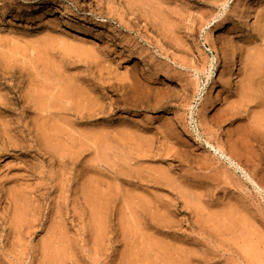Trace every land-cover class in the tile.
I'll use <instances>...</instances> for the list:
<instances>
[{"label":"rangeland","instance_id":"obj_1","mask_svg":"<svg viewBox=\"0 0 264 264\" xmlns=\"http://www.w3.org/2000/svg\"><path fill=\"white\" fill-rule=\"evenodd\" d=\"M263 83L264 0H0V264H264Z\"/></svg>","mask_w":264,"mask_h":264},{"label":"bare ground","instance_id":"obj_2","mask_svg":"<svg viewBox=\"0 0 264 264\" xmlns=\"http://www.w3.org/2000/svg\"><path fill=\"white\" fill-rule=\"evenodd\" d=\"M199 2H201V0H197V3H199ZM205 2H206V1H205ZM218 28H219V27H218ZM154 37H155V38H154ZM154 37H153L154 40H156V39H157L156 36H154ZM169 37H170V35H169ZM156 41H157V40H156ZM160 41H162V40H160ZM157 42H158V41H157ZM157 44H161V45H162V43H157ZM230 62H231V61H230ZM230 64H231V63H230ZM230 64L228 65V67H227V69H226V71H225V75L227 76V77H226V78H227L226 81H230V80L232 79V77L234 76L233 69H232V66H230ZM255 68H256V67H255ZM255 68H254V69H255ZM252 69H253V68H251V70H252ZM254 69H253V70H254ZM253 70H252V73H253ZM256 70H258V69L256 68V69L254 70V71L256 72L255 74L258 75V73H257L258 71H256ZM249 73H250V72H249ZM259 73H260V71H259ZM250 74H251V73H250ZM250 74L247 73V75L250 76V77H248V78L246 77L247 75L245 74V75H244V76H245L244 79H245V78H246V79L251 78V80H252L253 77H251L252 74H251V75H250ZM239 75H240V74H239ZM257 75H252V76H257ZM244 79H243V81H244ZM254 79H256V78H254ZM249 80H250V79H249ZM249 80H247L246 83H250V82H251L252 85H253V83H254V85L256 84L255 82H252V81L249 82ZM257 80H258V79H257ZM257 80H255V81L257 82ZM259 81H260V80H259ZM259 81H258V83H262V82H259ZM226 84H227V82H226ZM263 84H264V83H263ZM263 84L261 85V87H264ZM227 85H228V84H227ZM244 85H245V84H244ZM248 85H249V86H248L249 88L246 87V88H243V89H245V91L248 92V93H249L250 90L253 92V93H252V92L250 91V93L253 94V100H254L255 102H256V101H262V100H263L262 98H264V97H261V98H260V96H259V95H261V94H259V92H261L260 90H262V88H259V87H258V84H257L256 87L259 88L260 90H259V89H256V90H258V94H259L258 97L260 98V100H259V98H257V100H255V96H257V95H255L254 93L257 94V91H255L254 88H256V87L253 86L254 88H252V86H251L250 84H248ZM247 88H248V89L251 88V89L248 91ZM262 91H264V88H263ZM243 92H244V91H243ZM244 93H245V92H244ZM261 93H262V92H261ZM252 94H251V96H250L249 94H248V95H244V97L247 98V96H249L250 98L248 97V99H252V98H251V97H252ZM242 95H243V94H242ZM263 95H264V92H263ZM249 101H250V100H249ZM249 101H248V102H249ZM263 101H264V100H263ZM263 101H262V102H263ZM259 104H260V103H259ZM262 104H263V103H261L259 106H263ZM214 107H215L214 104L209 105V108H210V109H213ZM226 116H227V115H226ZM233 117H235V115L232 114V115H230V116L225 117L223 120H225L224 122H226V121L231 120ZM233 119H234V120H233ZM233 119H232L233 122H235V121L237 120V118H233ZM233 122H232V123H233ZM230 123H231V121H230ZM232 123H231V124H232ZM235 133H236L237 135L242 136L243 139H244V138H245L246 140H247V139H248V140L250 139V135L248 134V132H246V130L236 131ZM244 141H245V140H244ZM210 146H211V145H210Z\"/></svg>","mask_w":264,"mask_h":264}]
</instances>
